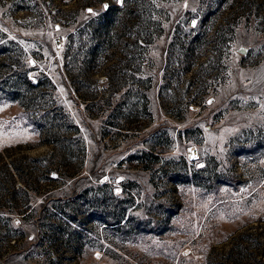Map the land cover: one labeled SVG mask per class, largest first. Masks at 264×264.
I'll return each mask as SVG.
<instances>
[{"label": "rangeland", "instance_id": "obj_1", "mask_svg": "<svg viewBox=\"0 0 264 264\" xmlns=\"http://www.w3.org/2000/svg\"><path fill=\"white\" fill-rule=\"evenodd\" d=\"M0 264H264V0H0Z\"/></svg>", "mask_w": 264, "mask_h": 264}, {"label": "trees", "instance_id": "obj_2", "mask_svg": "<svg viewBox=\"0 0 264 264\" xmlns=\"http://www.w3.org/2000/svg\"><path fill=\"white\" fill-rule=\"evenodd\" d=\"M28 85H31V84H28ZM32 89H35L36 87H38V86H36V87H34V86H30ZM62 217L64 218V217H66L65 215L63 216L62 215ZM48 220H51L52 219V215L50 214V213H48V218H47ZM58 223L60 224H58L57 226H55V228H56V232L58 233V234H61V232H62V227L61 226H64V223H63V221L61 222V220H59L58 219ZM117 221H118V223L117 224H121V222H122V219H117ZM49 226V225H48ZM48 226L47 225H44V224H42V229L43 230H49L48 229ZM49 228H51L52 229V226H50ZM21 235V237L23 236L22 234L23 233H21V231L19 230V229H15V230H12L11 231V233L10 234H8L9 235V237H11L12 238V236H13V238L14 237H16V235H17V237L19 236V235Z\"/></svg>", "mask_w": 264, "mask_h": 264}, {"label": "snow or ice", "instance_id": "obj_3", "mask_svg": "<svg viewBox=\"0 0 264 264\" xmlns=\"http://www.w3.org/2000/svg\"><path fill=\"white\" fill-rule=\"evenodd\" d=\"M105 7H107V5H105ZM91 11V10H90Z\"/></svg>", "mask_w": 264, "mask_h": 264}]
</instances>
